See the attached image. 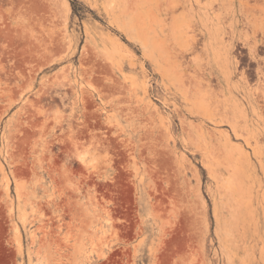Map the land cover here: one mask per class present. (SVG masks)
Wrapping results in <instances>:
<instances>
[{"label": "rangeland", "instance_id": "rangeland-1", "mask_svg": "<svg viewBox=\"0 0 264 264\" xmlns=\"http://www.w3.org/2000/svg\"><path fill=\"white\" fill-rule=\"evenodd\" d=\"M0 264H264V0H0Z\"/></svg>", "mask_w": 264, "mask_h": 264}, {"label": "bare ground", "instance_id": "bare-ground-1", "mask_svg": "<svg viewBox=\"0 0 264 264\" xmlns=\"http://www.w3.org/2000/svg\"><path fill=\"white\" fill-rule=\"evenodd\" d=\"M258 1V0H257ZM224 5V4H223ZM226 5V4H225ZM226 9V8H225ZM41 24V23H40ZM34 26V25H33ZM40 26V25H39ZM30 27V26H29ZM29 29V28H28ZM32 31V30H31ZM33 32V31H32ZM50 32V31H49ZM31 33V32H30ZM32 34H34V33H32ZM50 34V33H49ZM37 36V35H36ZM34 37V36H33ZM47 37V36H46ZM54 37V36H53ZM30 38H32V36L30 37ZM36 38V37H35ZM34 38V39H35ZM52 38V37H51ZM54 39V38H53ZM33 40V39H32ZM50 40V39H49ZM197 40V39H196ZM29 41V40H28ZM56 41V40H55ZM28 44H31L29 47H31L32 49V51L36 54V53H38L40 56H42V54L41 53H43V56H44V54L47 52H49L50 50H49V48L51 49L52 47H53V44H54V42L52 41V42H47V40L45 39V38H43L42 37V39H36V41L34 42V40H33V42L31 41L30 43L28 42ZM193 44V43H192ZM52 45V46H51ZM45 52V53H44ZM51 52V51H50ZM46 55V54H45ZM49 55V54H48ZM39 60V59H38ZM91 66V65H90ZM93 68V67H92ZM91 69V68H90ZM94 69H96V68H94ZM93 69V70H94ZM98 69V68H97ZM96 71V70H95ZM199 71V70H198ZM94 72V71H93ZM199 73H200V71H199ZM191 76V75H190ZM23 77V76H22ZM216 77V76H215ZM214 77V78H215ZM203 81H204V79H202ZM198 81V80H197ZM45 82V81H44ZM213 82V81H212ZM198 83H200L201 84V80L199 79V81H198ZM210 80H208L207 79V84L208 85H210ZM43 85V84H42ZM51 88V87H50ZM213 90V89H212ZM200 92V91H199ZM213 92V91H212ZM214 92H216V91H214ZM206 94V93H205ZM205 94H204V96H205ZM203 95V94H202ZM216 96V95H215ZM215 98V97H214ZM83 99V98H82ZM206 99V98H205ZM37 106V105H36ZM37 113V112H36ZM32 114V113H31ZM30 114V115H31ZM222 114V113H221ZM33 115V114H32ZM216 116V115H215ZM45 119V118H44ZM30 120V119H29ZM34 123H35V120H34ZM36 126V125H35ZM42 126V125H41ZM44 126H46V125H44ZM37 127V126H36ZM236 131V130H235Z\"/></svg>", "mask_w": 264, "mask_h": 264}]
</instances>
